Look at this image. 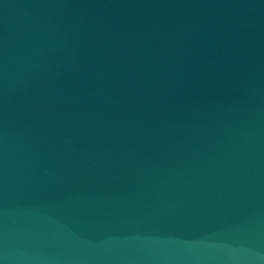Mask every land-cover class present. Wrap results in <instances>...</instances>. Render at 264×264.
Listing matches in <instances>:
<instances>
[{
    "label": "water",
    "instance_id": "1",
    "mask_svg": "<svg viewBox=\"0 0 264 264\" xmlns=\"http://www.w3.org/2000/svg\"><path fill=\"white\" fill-rule=\"evenodd\" d=\"M0 264H264V0H0Z\"/></svg>",
    "mask_w": 264,
    "mask_h": 264
}]
</instances>
